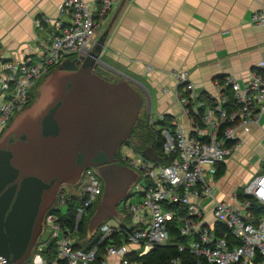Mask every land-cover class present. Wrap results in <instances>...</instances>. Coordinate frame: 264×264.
Returning a JSON list of instances; mask_svg holds the SVG:
<instances>
[{
    "label": "built area",
    "instance_id": "built-area-1",
    "mask_svg": "<svg viewBox=\"0 0 264 264\" xmlns=\"http://www.w3.org/2000/svg\"><path fill=\"white\" fill-rule=\"evenodd\" d=\"M260 8L251 22L264 26V0H254ZM91 7L85 0H65L60 13L68 12L70 22L57 27L38 57L5 60L0 55V136L8 121L21 112L32 99L34 85L69 56H90L98 30L105 24L115 0H97ZM45 19H38L40 25ZM176 102L180 113L170 117L165 130V115L155 118L149 110L147 124H159L165 142L160 160L139 158L137 167L144 177H151L140 190L138 203H125L129 225L104 222L96 234V244L86 248L71 239L73 231L64 230L57 216H46L50 224L48 239L56 244V254L49 262L39 245L24 264H106L115 256L120 264H142L130 254L141 256L157 245L174 244L188 251L195 264H264V168L252 176L241 193L234 192L235 204L214 195L210 184L219 166L237 150L240 133L259 124L264 114V47L253 71L241 85L233 75L215 79L217 93H199L187 70L173 71ZM167 92V88L162 89ZM173 132V133H172ZM135 164L133 160L130 161ZM161 163V164H158ZM153 167H158L153 173ZM88 181L84 189L60 193V201L69 194L85 195L77 208L75 229L102 191L100 180L90 168L83 173ZM208 200L206 204L203 201ZM175 223L180 237L170 234ZM121 233L118 239L110 238ZM191 239L189 242H185ZM105 244L100 250L99 244ZM0 264H6L0 257ZM171 264H181L180 257Z\"/></svg>",
    "mask_w": 264,
    "mask_h": 264
},
{
    "label": "crops",
    "instance_id": "crops-1",
    "mask_svg": "<svg viewBox=\"0 0 264 264\" xmlns=\"http://www.w3.org/2000/svg\"><path fill=\"white\" fill-rule=\"evenodd\" d=\"M63 1L0 0V55L5 60H35L57 27L70 22L69 13L59 11ZM85 1L91 7L98 5L97 0ZM260 6L254 0H115L97 33L96 41L110 25L98 70L105 68L121 79L110 82L123 80L130 87L143 88L152 102L151 114L178 115L173 71L187 70L199 93L216 94L215 79L229 74L242 85L255 69L264 47V26L252 23L251 16ZM38 19L45 21L38 25ZM242 151H254L259 156L257 167L264 165V114L259 124L240 133L239 147L218 172ZM122 214L103 219L92 233L93 226L87 221L84 235L72 232L70 237L75 245L86 247L102 223L124 224ZM106 264L120 261L108 256Z\"/></svg>",
    "mask_w": 264,
    "mask_h": 264
},
{
    "label": "water",
    "instance_id": "water-1",
    "mask_svg": "<svg viewBox=\"0 0 264 264\" xmlns=\"http://www.w3.org/2000/svg\"><path fill=\"white\" fill-rule=\"evenodd\" d=\"M108 28L92 47V57L67 58L45 77L35 101L0 139V257L6 264H22L32 253L53 204L44 209L53 188L74 183L81 168L113 161L104 148L83 149L78 140L87 131L115 129L119 118L130 125L138 120L140 99L133 87L92 72L99 67ZM63 140L68 142L57 149L50 144ZM53 157H58L55 169L41 171L39 160ZM106 217L107 209L99 208L89 222L91 233Z\"/></svg>",
    "mask_w": 264,
    "mask_h": 264
},
{
    "label": "rangeland",
    "instance_id": "rangeland-1",
    "mask_svg": "<svg viewBox=\"0 0 264 264\" xmlns=\"http://www.w3.org/2000/svg\"><path fill=\"white\" fill-rule=\"evenodd\" d=\"M55 68H53L48 74H50L53 70H55ZM97 70L98 68L92 70V72L101 75V77L102 76L107 77L109 78V80L112 81L121 80L119 79V77L115 76L110 71H106L105 68H104L105 71L98 70L99 71L98 72ZM47 75L42 77L34 85L32 90L31 102L24 109H28L35 101L37 97V87L41 83H43ZM140 83L143 84L142 81H140ZM133 89L136 91L137 100L139 101L140 99V103H139L140 105L137 111V117L138 119H141L147 124V119L150 117L149 110H151L152 102L148 98L147 93L143 91V88H140L138 87V85L137 86L135 85ZM151 115L154 118L156 116L154 111L152 112ZM18 116L19 114H16L8 121L7 127L1 133L0 139L3 137L4 133L6 132L10 124H12L14 119ZM103 122L106 125L107 123L106 119H104ZM115 122H116L115 129H102V130L96 129V131H92V132L87 131L86 134L80 140H78L80 141V147L83 149L84 146L86 147V149H88L89 147L91 150H96L100 147L104 148L109 154L111 153L113 155L112 157L113 161H110L108 164L88 165L85 168H81L80 170L78 169L79 175L76 178V180H74V183L65 184L53 188V190L50 192V197L47 198L48 201L46 200L45 201L46 203H44L45 206L44 209L48 207L51 203H53L51 207H58L60 209V212L65 214L67 212L66 211L67 204L60 201V193L70 192V190H73L77 194H79V190L84 189V187L88 183L83 173L85 169L90 168L93 171V173L96 175V177L100 180L102 185V191L93 201L92 206L89 209H84V213L82 217L86 218L87 221H91V219L96 214V211H98L99 208L104 207V209H107L108 216L116 215L119 214L120 212L121 213L123 212L122 215L124 216V224L126 225L130 224L129 223L130 217L128 213L126 212V210L123 211L125 203L126 202L138 203L141 198L140 195L141 188L145 187V185L151 179V177L143 176L142 171L136 165L137 160L139 158L141 159L145 158L148 160L158 159L157 154H155V152L152 150L149 143L148 144L146 143L139 150L134 147L135 145L138 144V139L136 135L140 132V130H142V134L148 139L147 135H152L151 131L153 130H151V128H153L154 130H160L161 126L155 123L152 126H149L147 124V127L145 126L142 128L139 127V125L142 126V124L137 123L136 125V121L132 120L130 125L128 123L121 122V118H119L118 121H114V123ZM135 125H136L137 133L134 134L133 130L135 128ZM164 126H165L164 127L165 130L166 129L169 130L171 127L170 123L165 124ZM64 142H68V140L65 141L63 140L60 141L59 143L51 142L50 144L53 147V149L54 148L57 149L58 146ZM42 147L43 146H41V149ZM226 158H228V156ZM258 158H259L258 154H256L254 151L238 152L236 157L232 155L229 158L228 166L224 169L223 173L216 175L210 183L213 186L214 195H218L220 199H223L229 204L236 205L237 203L232 197V194L234 192L241 193L243 191L244 186L252 178V176L260 172L264 168V165L259 168L257 167ZM57 160L58 157L56 159H54L53 157V158H46L45 160H39V164L43 165L40 166L41 168L40 170L41 171L51 170L53 167L55 169ZM131 160H133L135 164H132L130 162ZM116 162H119L120 164L116 166L115 164ZM157 171H158V167H153V173L156 174ZM55 172L58 173V167H56ZM108 197L110 198L109 199L110 201L109 200L108 201L111 204V208L109 209L107 206L108 202L105 203ZM207 202L208 200H205L203 201V204H206ZM80 205L81 204H79V206ZM102 221L103 219L100 220L99 218L96 222L101 223ZM95 224L97 225V223ZM50 232H51L50 224L45 225L43 229V233L39 238V243L40 242L42 243L45 240H47L50 235ZM190 240L191 239H187L185 242L187 243ZM31 255L32 253L30 254V257ZM30 257H28V259ZM22 264H24V262Z\"/></svg>",
    "mask_w": 264,
    "mask_h": 264
},
{
    "label": "trees",
    "instance_id": "trees-1",
    "mask_svg": "<svg viewBox=\"0 0 264 264\" xmlns=\"http://www.w3.org/2000/svg\"><path fill=\"white\" fill-rule=\"evenodd\" d=\"M221 79V78H220ZM170 118L168 116H165L164 121H162V124H168L170 123ZM139 125V127H147V124L142 121L141 119H138L136 122V125ZM152 135H147L148 139L142 134V130L136 135L138 139V144L134 147L136 149H141L146 143L150 144L152 150L155 152V154L160 155L163 150V144L165 142L164 136L161 133V130H154L151 128ZM134 131L136 132V126L134 128ZM137 133V132H136ZM173 133V132H172ZM147 139V140H145ZM224 171V165L220 167L218 174L223 173ZM86 198L85 195L83 196H76L73 194H69L67 197L65 203L67 204V212L65 214L60 212V209L58 207H51L48 211L47 215L52 214L57 216L59 222L61 223V226L64 230L68 229L69 231H73L77 234L84 235L87 232V220L84 217H81L80 221L78 222L77 229H75V217L76 212L79 204L83 202V200ZM175 223H172L170 227V234L173 235L176 239V241L180 240V237L178 235V231L176 230ZM45 226V224H44ZM121 233H113L110 238L118 239ZM97 238L94 235L93 238L88 241V244L86 245V248H89L96 244ZM108 242V240L104 243L99 244L100 250H103L105 247V244ZM40 243L37 242L34 249L39 245ZM45 248L42 250V255L47 261H51V259L54 258L56 254V244L54 241L48 239L46 242ZM79 246V245H77ZM33 249V250H34ZM33 253V251H32ZM30 257V256H29ZM174 257H180L181 258V264H195V257L189 253L188 251H179L178 247L174 244H165V245H157L154 248H152L147 253L138 256L135 253L130 254L131 259H135L140 261L142 264H171V259Z\"/></svg>",
    "mask_w": 264,
    "mask_h": 264
},
{
    "label": "flooded vegetation",
    "instance_id": "flooded-vegetation-1",
    "mask_svg": "<svg viewBox=\"0 0 264 264\" xmlns=\"http://www.w3.org/2000/svg\"><path fill=\"white\" fill-rule=\"evenodd\" d=\"M98 71V70H97ZM99 72V71H98ZM137 122V121H136ZM136 126V125H135ZM136 132H137V130H136ZM134 130H133V133L135 134L136 133ZM118 153V152H117Z\"/></svg>",
    "mask_w": 264,
    "mask_h": 264
}]
</instances>
